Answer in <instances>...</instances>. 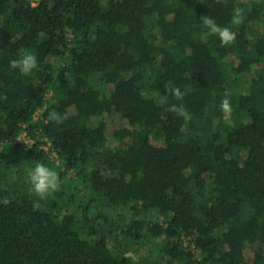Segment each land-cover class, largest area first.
<instances>
[{"label": "trees", "instance_id": "1", "mask_svg": "<svg viewBox=\"0 0 264 264\" xmlns=\"http://www.w3.org/2000/svg\"><path fill=\"white\" fill-rule=\"evenodd\" d=\"M169 82L191 91L162 103ZM36 163L61 181L46 199ZM0 264H264V0H0Z\"/></svg>", "mask_w": 264, "mask_h": 264}, {"label": "clouds", "instance_id": "2", "mask_svg": "<svg viewBox=\"0 0 264 264\" xmlns=\"http://www.w3.org/2000/svg\"><path fill=\"white\" fill-rule=\"evenodd\" d=\"M245 9L242 7H234L231 17V24L239 26L244 22ZM202 23L207 28L210 35H215L219 38L221 46H229L236 41V32L229 27H222L218 25L211 15L202 16ZM13 68L19 69L22 75L28 76L33 70L37 69V56L35 53L25 51L19 59L10 61ZM190 88H185L183 91L169 82L165 89V95L161 96V102L167 103L168 94L173 96L177 101H182L184 96L190 92ZM230 93L225 92L224 97L220 102V110L224 114L225 119H230L232 113V104L230 101ZM168 111L175 113L177 116L182 117L184 121L192 119L191 113L184 107L183 103L173 104ZM68 118L67 114H61L53 111L49 113L48 119L57 124L63 123ZM30 190L35 193L40 199H46L48 196L58 191L61 186V181L58 173L44 163H36L35 167L31 170L29 176Z\"/></svg>", "mask_w": 264, "mask_h": 264}, {"label": "rangeland", "instance_id": "3", "mask_svg": "<svg viewBox=\"0 0 264 264\" xmlns=\"http://www.w3.org/2000/svg\"><path fill=\"white\" fill-rule=\"evenodd\" d=\"M33 1H37V0H33ZM105 117H106V120H107V124L109 127L111 128H117V127H124L127 125V122L123 119H121L117 113L115 112H112V113H107L105 114ZM110 140L113 141V138L110 137ZM161 142H158V144H160ZM26 163H20V164H16L15 165V170H28ZM50 168L54 169L56 168V166L52 163L50 166ZM78 187H80V185H78ZM58 199V202L61 201V198H57ZM257 245L255 246H248L245 250V256L247 259H251L253 257V249L254 247H257ZM150 248H152V246H150V243L146 242L145 245L143 247H141L140 249H137L135 250L134 252L131 253V255L134 257L135 260H141L142 256H147L150 254ZM154 250V248H152ZM151 255V254H150ZM156 255H158V251L157 250H154V253H153V257H155Z\"/></svg>", "mask_w": 264, "mask_h": 264}, {"label": "built area", "instance_id": "4", "mask_svg": "<svg viewBox=\"0 0 264 264\" xmlns=\"http://www.w3.org/2000/svg\"><path fill=\"white\" fill-rule=\"evenodd\" d=\"M37 114H38V112H37ZM21 136H22L23 138H25V141H26L27 143H30V141H29V139L26 137V134H25V133H23ZM49 144H50V141H48L44 147H45V148L48 147ZM51 156H52L53 158H55L56 153H55V152H52Z\"/></svg>", "mask_w": 264, "mask_h": 264}]
</instances>
